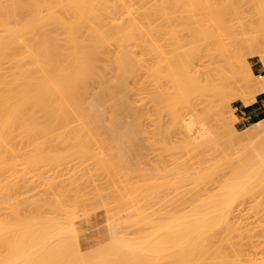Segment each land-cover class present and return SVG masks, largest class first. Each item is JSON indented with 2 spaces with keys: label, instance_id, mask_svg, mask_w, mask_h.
Returning a JSON list of instances; mask_svg holds the SVG:
<instances>
[{
  "label": "bare ground",
  "instance_id": "bare-ground-1",
  "mask_svg": "<svg viewBox=\"0 0 264 264\" xmlns=\"http://www.w3.org/2000/svg\"><path fill=\"white\" fill-rule=\"evenodd\" d=\"M248 10L256 11L257 13H259V15H257V16H252V15L244 16V15H242L244 12H246ZM263 13H264V0H0V64L4 61L7 62V60H11L9 67L12 68V71H10V73H8V72L7 73H0V183L3 180L2 174L5 171V168L10 164L7 162L8 160H7L6 154L8 153V151H11V153L16 155L19 153V151L21 150V146H22V145H20V147H18V146L14 147L11 145V143H10L11 141H9V143H10V145H9V143H8L9 139L12 141H13L12 138L15 139L17 137L19 140H20V138H23V137L24 138L28 137V139L31 138L30 140H37L41 137L42 138L44 137L43 139H46V138L52 139V137L57 139L58 136L61 138V140L62 139H68L70 136L68 134H67L68 136H66L65 134L68 133L67 131H69V130L71 132L72 127L74 126L76 129L73 128V129H75V131L72 130V131H74L72 133L74 135H76V134L80 135V133L82 132L83 133V137H82L83 141H87V139H84L87 136L89 137L90 140H92V138L95 140V139H98L99 137L101 139H104L102 136V133H105V132L106 133L109 132L108 134H110V135H108L109 136L108 138H112L115 141H116V139H119V138H121V140H122L123 137H125L124 139L127 138V140H129L128 138L131 137L130 132H132L133 135L136 134L134 129H133V126H131L132 123H134L138 120V119H134V118L141 116L138 114H137V116L135 115V117L133 116L136 112V111L134 112V109H135L134 106H136L137 104H136V102L133 103L134 100L132 99V98H135L134 95L132 97V94H134L133 93V91H135L134 88L137 87L136 82L140 80V82H138L141 84L140 86L142 88V89L140 88L141 89L140 92L142 90H144V91L146 90V92L149 93L150 95L153 92V94L151 96H153L155 98V101L153 102L154 106L152 105L154 108H151L150 105L152 103L150 104V102H152L154 100L153 97H151L149 94H147L144 91H143L144 93L141 92V93H143L142 97H144L145 94L149 95V96L146 95L145 98L149 99L151 97L149 99L150 102L148 100L144 99V100L149 102L148 104L150 106V107L148 106V109L144 108V109H146L145 111L143 110V112H145V113H146V111L148 112L145 115V118H148V117L150 118V116H151L152 117V118H150V121H151V119L153 120V117L155 116L154 117L155 121L153 120L152 122H154V125H155V123H158L155 126H156V128H157V126H159L158 127V130L160 129L159 130V136H161L160 134L162 132V135L166 137V140H164V137L163 138L161 137L163 142L165 141L164 144H168L170 146V144H169V142H167V140L170 141V140L176 139V137H174V136H177L180 134L179 137L177 136L178 141L176 140L177 141L176 142L174 140V143L175 142L177 143V144L175 143L176 149L173 147L174 152L176 150H178L177 152L181 153L180 159H183L185 157L183 160H181L182 161L181 165H183V166L180 168L182 170H179V171H181L180 173H182V175L185 179L189 176L191 180L193 179V182L196 181V182H200V183L203 182V183H207V184L210 183L211 181H213L215 183L216 181H214L215 180L214 177L215 178L217 177L218 182H219V186H220L219 188L221 189V190L218 189L216 192H214L215 194L211 193L210 192L211 188L213 189V191L215 190L213 188L214 183L212 184V182H211V185H212L211 188L209 187L210 184H209V186L207 185L208 188L206 187L205 193L200 192L199 195L196 194L198 196L195 197L196 200L195 199L193 200L194 203L192 201L191 202L187 201L188 203H192V204L189 205L187 203L189 206L188 205H187L188 207L183 206L182 209L179 210L180 212L179 211L176 212V213H178L177 215L174 214L175 216L174 215L170 216V215H172V214H170L169 218H164L166 221V223L164 222V225L162 227L163 232H164V234H163L164 236L163 237L161 236V238H164V239H163L162 243L159 240L160 243L162 244L161 245L162 250L159 249V244L154 243V240L152 241V239H151L157 233H154V235L152 234V237H149L151 239V241L145 242L146 244L142 243V244H144V246L141 244L140 240H138L139 241L138 242L136 239V242L138 244L140 243L143 246L142 249L144 250L143 251L144 254L146 252V253L150 254V256H153V255L159 256L158 254L162 253L163 257H165V261L167 264H264V257H263L264 256V225L260 224V223L264 222V220H263L264 218L262 219L263 221H261V219H258L259 217L258 218L256 217L257 213H254L255 218H257V219H252V220L248 221V218H246L245 215L242 216L243 215L242 212L244 210L239 209L241 207L243 209L245 206H247L248 209L250 207V203L248 202L249 205H247L248 203L245 204L246 202L244 203V201H243V206L239 207L240 203L242 205L243 199H241V197L242 198L244 197V199H245V196L248 195L247 197L249 198V196L253 195L252 193L255 192L256 188L259 189V188L263 187V189H264V153H263L264 145L259 146L260 148L258 146H255V147L251 146L254 149V152H252L249 156L247 155L248 157L242 156L243 157V159H241L242 163L239 164V166L237 168H235L236 166L235 167L232 166L234 168V171H232L234 173L233 177L231 178L232 180H230L229 178L227 179L224 172H222V174H220V175H222V177H220L221 180L219 179L220 175L216 174L220 168L224 169V167L226 166L225 165V159L226 158L224 159V157L225 156L228 157V155L224 154L225 156L223 157L222 161L219 160V162H218L219 164H221V166H224V167H220V165L218 163L217 164L215 163L214 165H212L215 168L218 167V170L214 169V167H210V168L208 167L209 166L208 164H210L214 161V158H215L214 156H213V161H211V160L209 161L208 159H206L205 156H201L202 154H206V152H205L206 150L208 152V149L209 150L211 149L208 146V144H211V143H208V142L211 141L212 146H213L214 145L213 143L217 142V139H215V138H220L222 135L221 133L224 132L222 125L220 126V124H218L217 120H216L215 122H216L217 126H216L215 130H217V128L220 126V127H222L223 132L221 130H219L220 129L219 128L218 131L221 132L220 137L218 136L219 132H217L218 135L216 134L218 137L211 135L213 133L215 135V132H211L213 130L212 129L213 127H211V126H214V125H211L212 124L211 122H213L215 120L214 119L213 121H211L212 117H213V115H215V117H216V115H218V113L220 111V110L219 111L217 110L218 111V112L216 111L217 114H213V111H215V109L217 108L216 106L219 107L218 104H215V101L217 98H214V97H216V95L218 97V95H219L218 99H219V102L221 105L222 104L227 105L228 103H230V98L228 99V97H230L229 95L233 94V93L228 92V90H227V89H230V88H227L228 86L230 87L229 83L231 82L229 76L231 75V72H233V73L236 72V73L240 74L242 77H243V75L245 76V74L242 73L243 71H241V68L243 67V64H244L243 60L245 58H247V56H249L247 54L251 53V52L247 53L246 49H247V47H249L251 49L252 48L250 46L251 44L252 45L253 44H259L258 41L253 42V37H248V36L244 35L245 33L242 30L244 18L247 17L249 20H253L256 23V26L258 27V29H262V28H264V14ZM230 26H233L234 29H237L238 31L234 30L231 32V30H229L227 33H224L223 31L230 29ZM224 35H226V36H224ZM227 36L230 40L233 39L235 41V43H237L238 45H236L234 47L233 46L230 47L229 43H227L229 45V46L227 45L228 48L225 45H224L225 47L222 46L221 42L223 40L227 41V39H224ZM162 39H164V40L162 41ZM258 39L261 42H264V34H261V36ZM229 42H231V41H229ZM112 43L115 44V46H116V48L114 50L112 47L113 51L110 49V45ZM224 43H226V42H224ZM248 44H249V46H247ZM165 45L168 46V49H165L166 48ZM215 58L217 59V62L215 61L216 60ZM220 61H223L224 63L229 65V67H227V69L230 68V70H232L230 72V74L227 72V69H224L227 73L223 69H218V67H220L219 66L220 64L216 65L215 62L219 63ZM236 63L239 64L238 70H237V66H236L237 64ZM226 64H225V68H226ZM233 65L236 66V69L234 67L235 71L232 68ZM222 66H223V64H222ZM239 66H240V68H239ZM262 66L264 67V65H262ZM8 70H10V69H8ZM258 70L259 69L253 70L255 73L258 74L257 77H259V75L260 76L262 75V73L258 72ZM216 71H217V73H215ZM143 74L145 75V77H143L144 76ZM233 76L234 75H232V77ZM236 77H239V75H236ZM216 78H217V80H216ZM228 78H229L230 82L228 81ZM134 81H135V83L133 85L132 82H134ZM216 81H218V82L216 83ZM233 81L234 80H232V82ZM257 83L260 84V86L262 85V83L264 84V77L263 78L260 77L258 79V81L256 82V84ZM150 84L152 85L151 90H149L151 87ZM149 85H150V87H149ZM140 86L138 84V87H140ZM258 89H260V88L258 87ZM261 89H263V88H261ZM216 91H217V93H216ZM229 91H231V89ZM260 91L261 90H259V92ZM215 93H216V95H215ZM227 93H230V94L228 95ZM240 94H239V96H241V97L244 95L243 93L241 95ZM142 97H140V98H142ZM136 98H137V96H136ZM244 98H245V96H244ZM218 99H217L216 103H218ZM140 100L144 101L143 98ZM138 101H137V103H138ZM142 101L141 102L139 101V103H138L139 106H140V103L142 105ZM146 101L144 103H146ZM198 104H200L199 105L200 107L197 106ZM145 105L146 104H144V106ZM213 107H216V108H214V110H213ZM142 108H143V106H142ZM149 109L150 110L154 109L155 113H154V111H152L153 113H151V111ZM149 111H150V113H149ZM133 112H134V114H133ZM139 112L140 111H137L136 113H139ZM152 114H154V116H152ZM146 116H148V117H146ZM140 118H144V116L143 117L141 116ZM144 120L141 123H144L145 122ZM139 121H142V120L139 119ZM73 122H76L75 124H77V125H81V124H84V125L89 124V125L88 126L82 125L84 127H82V128L80 127L78 129L77 127H79V126L76 127ZM77 122L80 124H78ZM105 122H107V124L111 123L112 125L107 127V124ZM226 122L224 123V125L226 124ZM69 123L70 124L72 123L74 125L71 124L72 126L69 128V126H70V125H68ZM97 123L98 124L101 123L100 124L101 126H102V123H103V126H104V124H106V127L104 128L102 126V128H104V129H100L101 126L98 127ZM122 123H124V124L129 123V125L132 127V129L127 124H125V126H121L120 124H122ZM92 124H94V125H92ZM227 124L229 125L228 122H227ZM58 125H60V126L62 125L63 127H65V125H67V127L65 129H63L66 133H61V132H63V130L60 127L61 131H59L58 132L59 134H58L56 132L57 130H59ZM93 126L95 128L98 127L99 129L98 128L95 129V128H93ZM139 127H141V126H139ZM148 127H150V126H148ZM141 128H139L140 130L137 129V131L138 132L141 131L143 129V128L142 129ZM156 128H155V130H156ZM226 128L227 127L224 126V129H226ZM147 129H149V128H147ZM144 130H146V129H144ZM158 130H156V131H158ZM75 132H77V133L75 134ZM98 132H99V135H98L99 137L97 138L95 136ZM143 132L146 133L145 131H143ZM100 133H101V135H100ZM60 134H62V135H60ZM73 134H72V137H70L69 139H74L77 141V143H75L76 144L75 146H74V144L72 145V148L74 146V148H73L75 151L74 153H76L77 155L79 153L80 154L89 153L90 151H89V148L87 146L88 144L87 145L85 143L79 144L80 143V137H78L79 135L78 136L76 135L77 137H74ZM105 134H103V135H105ZM227 134H229V132ZM227 134H223V135L225 136ZM55 135H56V137H55ZM85 135H87V136H85ZM106 135H105V137L107 138ZM48 136H50V137H48ZM91 136H92V138H91ZM136 136H137V134L135 135V137ZM144 136H146V135H144ZM152 136H156V135H152ZM157 136H158V134H157ZM205 136H207V137H205ZM228 136L229 135H227V137ZM66 137H68V138H66ZM135 137H133V138H135ZM60 138H58L59 141H60ZM139 138H140V136H139ZM18 139H16V140L18 141ZM220 139H223V138H220ZM30 140H29V143H30ZM207 140H208V142H206ZM225 140H226V138H225ZM26 141H28V140L26 139ZM115 141H113V142H115ZM213 141H215V142H213ZM102 142H103L102 143L103 146H105V148H106L107 142L104 143V140ZM118 142H120V140ZM118 142L117 143L115 142V144H112V145L114 147L116 146L117 149L120 148L119 151H121L123 153L124 150H122L121 148H123V147L125 148L127 146V144L123 143L122 141H121L122 143L121 142L118 143ZM26 143H28V142H26ZM78 144H79V147L77 146ZM145 144H146V142H145ZM164 144H162V145H164ZM204 144H206V145L204 146ZM215 144H216V146L218 145L217 143H215ZM122 145H124V146H122ZM146 145H148V144H146ZM149 146H150V144H149ZM33 148L35 150L34 156L29 157L30 159H27L26 162L23 161V162H25V164L27 163L29 166H32V170L34 169L33 168L34 164L35 163L37 164V162L39 163L43 159L42 158L43 154L44 155L47 154V153L45 154V152H46L45 148L46 147L44 146V144L41 145L39 143H37V144L35 143ZM56 148H54L52 150L54 151ZM261 148L263 151L261 150ZM58 150H59V148H57L55 151H58ZM219 150H220V147H219ZM223 150H225V149H223ZM23 151H25V149ZM259 151H262V152H260L261 154L259 153ZM60 152H61V149H60ZM70 152L68 151V154ZM116 152L118 153V151H116ZM125 152H127V151H125ZM211 152H213V151H211ZM64 153L66 155L67 151H65ZM122 153H121V155H122ZM171 153H173V152H171ZM223 153H225V152L223 151ZM20 154L24 155L23 153H19L18 155H20ZM35 154H36V156H35ZM91 154H93V153H91ZM119 154H120V152H119ZM136 154H137V152H136ZM179 154H176L173 156L176 157ZM32 155H33V153H32ZM54 155H56V154H54ZM54 155L52 157H54ZM59 155H61V153H59ZM210 155H212V154H210ZM39 156H41L42 159H40ZM182 156H184V157L182 158ZM206 156H207V154H206ZM56 157L60 159V156L58 157V152H57ZM61 157H63V155ZM97 158H96L97 160H100L99 156ZM145 158H147V157H145ZM167 158H169V157H167ZM189 158H191V160H192V158L197 159L199 162L198 163L197 161H195V163L197 162L198 165H196V167L194 168L195 171L192 170V174L194 173V175L189 174L191 172V170H189L190 172H188V169L189 168L192 169L195 165V163L193 162L194 165L192 164L193 167L191 166V162L193 160L189 164V160H190ZM202 158H205L206 159L205 161L208 160V163L205 162V163H207L208 166L204 165L205 163H203V167H202V165L200 166L201 162L204 161ZM93 159H95V158L93 157ZM174 159L175 158H173V160ZM176 159H178L177 160L178 162L180 161L179 158H176ZM14 160H15V158H14ZM55 160H58V159H55ZM119 160H120V158H119ZM43 161L45 162V160H42V162ZM12 162H14V161H12ZM23 162L21 161V164ZM44 162H43V164H44ZM101 162H102V160H101ZM103 162H104V159H103ZM103 162L101 164H102V166H104V169H106L105 168L106 165H104ZM227 162L230 163V159ZM92 163H93V161H92ZM119 163L117 165H119ZM127 163H129V162H127ZM127 163H126V165H127ZM222 163H224V165ZM229 163H227V164L230 167L231 165ZM45 164H46V162H45ZM114 164H116V163H114ZM121 164L122 163H120V165ZM177 164H180V163H177ZM89 165H90V163L88 164V166ZM96 165H97V163H96ZM185 165H187V168L185 167ZM216 165H217V167H216ZM70 166H72V165H70ZM102 166H100V169ZM111 166H113V165H111ZM122 166H123V164H122ZM130 166H131V163H130ZM163 167H165V166H163ZM232 167H231V169H232ZM22 168H24V167H22ZM176 168H177V166H176ZM29 169H31V168H29ZM163 169H165V168H163ZM108 170L109 169H106L105 172H108ZM154 170H155V168H154ZM170 171H172V169ZM7 172H8V169H7ZM115 172H116V170H115ZM23 173H22V175H24ZM154 173H156V172H154ZM158 173H160V172H157V174ZM214 174H215V176H214ZM103 175H104V173H103ZM108 175H110V174L108 173ZM141 175H142V173H141ZM164 176H165V174H164ZM224 176L226 178L225 180H224ZM16 177H15V179H16ZM183 177H181V178H183ZM34 178H33V180H34ZM112 178H111V180H112ZM222 178L224 181L222 180ZM13 179H14V177H13ZM105 179H107V178H105ZM166 179H168V178H166ZM23 181H22V183H23ZM86 181H88V180H86ZM220 181L221 182L223 181V182L221 183ZM98 182H100V181H98ZM15 183H16V181H15ZM172 183H173V181H172ZM2 184H3V182H2ZM7 184H9V183H7ZM145 185L147 186V184H145ZM3 186L4 185H2V187ZM18 186L16 185V187H18ZM30 186L28 185V187H30ZM4 187L2 188L3 190L5 189ZM8 187H7V189H8ZM16 187H14V188H16ZM202 187H204V186H202ZM52 188H54V186ZM59 188H61V187H59ZM97 188H99V187H97ZM199 188L200 187H198V189ZM26 189L27 188L25 187V190ZM33 189L34 188H32V190ZM94 189H95V187H94ZM109 189H111V188L109 187ZM202 189L204 190L205 188H202ZM8 190L10 191V193H12V191H13V190L11 191V188ZM170 190H172V189H170ZM0 191H1V189H0ZM4 191L6 192V190H4ZM29 191L30 190H28L26 192H29ZM108 191H110V190H108ZM218 191H219V193L216 194ZM5 192H3V194H5ZM10 193H8V194H10ZM203 193L208 194L207 196L205 195L207 198L205 196L201 195L202 197H205L206 199H202V198L199 199L201 197L200 194H203ZM248 193H251V195ZM3 194H1V195H3ZM17 194L19 195V193H17ZM147 194H149V193H147ZM182 194H184V193H182ZM18 195H17V197H18ZM3 196H5V195H3ZM8 196H10V195H8ZM24 196H26V195L24 194ZM182 196H184V195H182ZM255 196H257V195H255ZM261 196H262V193H261ZM7 197H5V198H7ZM20 197H23V196H20ZM28 197H30V196H28ZM28 197L27 196H26V198L23 197L22 201L24 199L27 200ZM75 197H76V195H75ZM10 198H12V197L10 196ZM35 198H36V196H35ZM42 198L44 201V196ZM81 198H82V196H81ZM251 198H252V196H251ZM1 199H0V201H2V202H0V204L1 203L4 204V201H5L4 197L2 200ZM141 199H142V197H141ZM239 199H241V201ZM40 200L42 201L41 197L38 198V200L36 199L34 201H37L38 202L37 204H39ZM106 200H108V199H106ZM176 200H175V202H176ZM6 201H7V199H6ZM46 201H48V200H46ZM250 201L252 202V200H250ZM49 202H46L47 203L46 206H48L50 204ZM92 202H94V201H92ZM12 203L10 204L11 207H13V208L15 207V209L17 210L16 206H13ZM28 203H27V205H28ZM30 204L32 205V203H30ZM51 204H52V201H51ZM179 204H180V202H179ZM244 204H245V206H244ZM262 204L263 203L261 201L260 205H258V206L260 208V211L263 213L264 210H261ZM79 205H80V203H79ZM135 205H136V203H135ZM50 206L52 207V205H50ZM99 206L100 205H98L97 208ZM253 206H255V205H253ZM253 206L250 208L252 209ZM35 207L38 209L37 206H35ZM40 207L43 208L42 206H40ZM255 207L253 209H256ZM259 208H257V209H259ZM6 209H8V208L6 207ZM32 209L33 208L30 209L29 213H32L31 212ZM54 209L55 208H53V210ZM112 209H114V208H112ZM176 209L177 208H175V211H176ZM244 209L246 211V208H244ZM262 209H264V205H263ZM33 210H35V209H33ZM47 210H46V212H47ZM53 210H51V211H53ZM236 210L238 213L237 212L235 213ZM240 210H241L242 214L240 213ZM12 211H13V209L11 210V212ZM27 211H28V209H27ZM27 211H25L24 214H26ZM36 211L37 210H35V212ZM55 211H56V209H55ZM111 211H109V212H111ZM19 212H21V210ZM56 212H58L57 214H59L58 210ZM107 212H108V210H107ZM2 213L5 214V212H2ZM41 213H43V212H41ZM44 213H45V211H44ZM173 213H175V212H173ZM245 213H247V212H245ZM17 214L13 215V213H12L11 217L14 216L13 218L20 220V219H18V217H16V216H18ZM24 214H23V216H21L22 214H20L19 216L27 218L28 215H24ZM33 214L35 215V213H33ZM47 214H50V213H47ZM246 215L249 216V212ZM250 215H251V212H250ZM251 216H253V215H251ZM5 217H7V216H5ZM8 217L10 218V216H8ZM64 217H66V216H64ZM108 217L110 218V216H108ZM161 217L163 219V215H161ZM253 217H250V218H253ZM13 218H10L9 220L12 219L15 222V219H13ZM28 218H27V220L30 221V222L29 221L28 222L33 223L34 225L29 224L30 225L29 227L27 225L26 226V227H28L27 228L28 230H26L27 232L25 230H23L26 227H24V225H21L23 233L22 232L18 233V235L21 234L19 236L17 234H15L18 231H21V229H20L21 226H19V228L17 227V225H19V223L17 225L15 223V225H13L14 224V223H12L13 221L12 222L10 221L11 222V226H10V222L6 221V219H5V221L9 223L8 225L4 224L5 222L4 223L2 222L3 219L1 220L0 224L3 223L4 226L3 225H0V226L6 227V228H4V232L1 231V234L5 233V231L7 232V230L11 234L10 235L9 233H6V234H8V237L6 236L7 239L5 238V240H7L5 242L6 243L5 246L7 247V249L9 247V249H8L9 251L12 249L13 252H17V251L20 252V250L24 251V249L28 248V247L29 248H32V247L35 248V246L37 247V244H38V248H40V246L45 247V245H43V244H46L47 248L48 247L50 248L51 246H53L51 243H49V244H51V246L49 244H47V242L45 243V241L47 239L46 240L44 239L45 241L44 240L38 241L39 239L40 240L43 239L42 237L40 238L41 231L46 230V229H43L40 231L38 229L40 227V226H38V224H40V222H39L40 218H39V221H38V219L33 221L32 219H34L35 217L32 219L30 217H28ZM49 218H50V216H49ZM52 218H54V217H52ZM153 219H155V218H153ZM7 220H8V218H7ZM27 220H25L24 222H27ZM50 220H51V218H50ZM155 220H157V219H155ZM158 220L160 221V219H158ZM46 221H48V220H46ZM56 221H58V220H56ZM162 221H164V220H162ZM251 221L252 222L258 221L259 223L258 222L251 223ZM67 222H68V220H67ZM55 223L56 222H54V224ZM68 223H69V225L66 227V229H65V227L63 229H65L67 231L69 230V232L66 233V231H64V230H60V229L59 230L63 233H66V234H68V233L74 234L75 233L74 224L72 222H70V219H69ZM126 223H128V222H126ZM135 223L136 222H134V224ZM247 223L250 224L251 226L248 225ZM255 223H257V225L258 224H260V225L257 226ZM25 224H28V223H25ZM140 224H142V222ZM253 224H255V226ZM61 225L64 226L63 223ZM43 226L41 224V227H43ZM118 226L116 225V227H118ZM253 226H254V228H253ZM36 227H37V229H36ZM149 227H150V225H149ZM13 228L20 229V230H16ZM32 228H34L35 231ZM114 228H111V229L113 230ZM156 228L157 227H155V229ZM255 228L257 229L258 232L256 231ZM47 229H48V227H47ZM50 229L53 230V228H50ZM57 229H55V230H57ZM152 229L154 230L153 227H152ZM251 229L252 230L254 229L253 233H251V231H252ZM2 230H3V228H2ZM10 230H12V231H10ZM31 230H33V231L31 232ZM37 230H39L40 233ZM59 230H57V231H59ZM158 230L160 232L162 229L159 228ZM53 232H51V233H53ZM156 232H158V231H156ZM27 233L30 236L27 235ZM114 233H113V235H115ZM257 233H258V235H257ZM22 234L27 235V236H25V238H24V236ZM31 234H32V236H31ZM43 234H46V232L45 233L43 232L41 235H43ZM150 234H151V232H150ZM12 235H14L15 237ZM48 235H51V234L48 233ZM59 235H61V233H58V236ZM63 235L64 234H62V236ZM75 235L74 236L72 235V237L73 238L77 237ZM11 236L14 239L11 238ZM28 236H29V240L30 239L36 240V238H38L36 240V242L34 241L33 243H32L33 240H30L32 243V247H31V243H29L30 241L28 240ZM54 236H57V235L54 234ZM253 236H255V237H253ZM51 237L52 238H50V239H54L53 236H51ZM123 237L124 236L115 237V238H120V239H118V241H115V238H114L113 241H115V243L119 242L120 246H122L123 249H125V250H127V248H128L129 250L131 249L130 251L139 252L138 251V248H139L140 252L142 251V249H140V247H142L140 244H139V246H140L139 247L138 244L136 245L135 242H134L135 244H133V243L129 244V243H131V242H129V240H127L128 244L124 243V241L120 242ZM15 238H16V240H19V239L20 240L16 241ZM21 238L23 239V241ZM149 238H148V240H150ZM11 239L13 241H11ZM63 239H64L63 240L64 242L67 239L65 243L63 242V244H64L63 246L68 247V249L72 248L73 251L75 250L76 253L80 250L79 246H78V242L76 244L77 245L76 249H78V250H76L75 244L70 245V242L68 241L69 237H66ZM2 240H0V241L2 242ZM8 240H9V242H8ZM61 241H59V243ZM110 241L108 243H112V241L111 242ZM141 241H145V239H143V240L141 239ZM146 241H147V238H146ZM156 241H158V240H156ZM16 242H18V243H16ZM49 242H53V240H50ZM74 242L76 243L75 240H74ZM74 242L72 241V243H74ZM10 243H12V244H10ZM13 243H15L16 245L19 244L18 245L19 247L16 246L15 244L13 245ZM26 243L27 244L29 243L27 247H26V245H27ZM40 243H42V245H40ZM57 243H58V241H57ZM53 244H54V242H53ZM68 244H69V246H68ZM0 245H1V243H0ZM12 245H13V247L10 249V247ZM14 246L16 247V249ZM70 246H71V248H70ZM104 246L109 249V250H107L105 248L107 251L111 252L110 251V245L109 246L104 245ZM53 248H54V246H53ZM60 248H62V247H60ZM35 249H37V248H35ZM45 249L46 248H43V250H45ZM50 249H52V248H50ZM65 249H67V248H65ZM68 249L66 251H68ZM101 249L106 251L104 248H101ZM12 250H11V252H12ZM49 250H47V251L50 252L53 249L50 251ZM4 251H6V250H4ZM26 251L28 252V250H26ZM26 251L24 253H26ZM32 251H34L36 254L39 253L37 250H36L37 252L35 250H32ZM32 251H31V253H32ZM104 251L102 252L103 254L108 253L107 251H106V253H104ZM113 251H115V248L113 249ZM95 252L96 251H94L93 253L91 252L90 256H92V258H94L92 254H94ZM137 252H135V253L137 254ZM47 253L45 252V254H47ZM89 253L87 256H89ZM13 254L16 255V253H13ZM13 254L11 253L10 255H13ZM72 254H74V252ZM97 254H99V253L96 252L94 254L95 255L94 259H97L98 257L101 256V254H99L100 256H98ZM4 255H6V254H4ZM10 255H7V256H9L7 258L8 260L11 257ZM19 255H17V256H19ZM31 255H29L28 257H31ZM33 255H35V254H33ZM42 255H44V254H42ZM47 255H48V257H50L49 254H47ZM87 256L81 255V253H78L77 259H80V260H78V261H80L79 263L82 264L83 262L84 263L88 262L91 264L93 259L88 257L89 259L92 260V261L91 260L88 261L89 259H87ZM107 256H109V255H107ZM140 256H142V254ZM22 257H24V255ZM45 257L47 258V256H45ZM45 257L41 258V260L44 259ZM54 257H55V255H54ZM64 257L65 256H63V258ZM119 257L121 258V256H119ZM125 257L126 256H124L123 258L125 259V263H126V261H128L129 258H125ZM155 257L153 259L151 258L150 261L153 262L152 260H155V262H156ZM161 257H160V260H161ZM19 258L20 257L15 258L13 255V259H15V260L17 259V260L16 261L14 260L15 262H12V263L15 264ZM50 258H53V256ZM81 258H85V259H87V261L82 262L83 259H81ZM101 258H103V257H101ZM138 258H140V257H138ZM144 258H146V257H144ZM11 259H12V257H11ZM130 259H131V257H130ZM147 259H144V260L147 261ZM8 260H6V262ZM48 260L51 262L53 259L52 260L48 259ZM65 260H68V258ZM73 260H76V259L73 258ZM98 261L99 260H97L96 262H98ZM100 261H99V263H100ZM117 261L120 262V259H118ZM117 261H116V264H119V263H117ZM122 261H124V260L122 259ZM122 261L120 262V264L124 263ZM26 262L28 263V260ZM38 262H40V259ZM38 262H36L35 264H37ZM94 262H95V260H94ZM112 262H113V259H112ZM137 262H138V260L136 261V263ZM148 262H149V260H148ZM7 263L10 264L11 260H9ZM46 263H49V262L47 261ZM114 263H115V258H114ZM136 263H133V264H136ZM16 264H19V263L17 262ZM41 264H44L43 260H42ZM72 264H74V263H72ZM105 264H107V263L105 262ZM137 264H139V263H137ZM161 264H163V263L161 262Z\"/></svg>",
  "mask_w": 264,
  "mask_h": 264
},
{
  "label": "rangeland",
  "instance_id": "rangeland-1",
  "mask_svg": "<svg viewBox=\"0 0 264 264\" xmlns=\"http://www.w3.org/2000/svg\"><path fill=\"white\" fill-rule=\"evenodd\" d=\"M264 14V13H263ZM242 15H244V16H247V15H252V16H257V15H259V13H257L256 11H251V10H248V11H246V12H244ZM229 30H231V32L232 31H238L237 29H234V27L233 26H230V29H227V30H224L223 32L224 33H227ZM242 30L244 31V35H246V36H248V37H253V42H255V41H258V43L259 44H251L250 46L252 47L251 49L249 48V47H247V49H246V52L247 53H249V52H251V53H249V54H247V55H249V56H247V58H245L243 61H244V64H243V67L241 68V71H243L242 73H244L245 74V76L243 75V77L240 75V74H238V73H233V72H231L232 70H230V68H228L227 69V67H229V65L228 64H226V63H224L223 61H220L219 63H216L217 62V59L215 60L216 62H215V64L217 65V64H220L219 66L221 67H218V69H227V72L230 74V72H231V77L229 76V78H230V80H231V82L229 81V78H228V81L230 82L229 83V85H230V87L228 86L227 88H230L231 89V91H229L230 89H227L228 90V92H232L233 94H230V93H227L230 97H228V99L230 98V103H228L227 105H225V104H220V102H219V95H218V97H217V95H216V93H217V91H216V93H215V95H216V97H214V98H217L218 99V103H216L217 102V99H216V101H215V104H218L219 105V107L218 106H216V107H213V110H214V108H216L215 109V111H213V114H217V112L219 111V113H218V115H216V117H215V115H213V117H212V120L211 121H213L214 119V121L213 122H211L212 124L211 125H214V126H211V127H213L211 130V132H215V135H214V133L213 134H211V135H213V136H216V137H220V135H221V137L220 138H223V139H220V138H215V139H217V142H215V141H213V142H215V143H217L218 145L216 146V144L215 143H213L214 145V147L212 146V142L210 141V142H208V140L206 141V142H208V143H211V144H208V146L211 148L210 150L208 149V152H207V150L205 151L206 152V154H207V156H206V154H202L201 156H205L206 157V159H208L209 161L211 160V161H213V156L215 157L214 158V163L212 162V163H210V164H208L207 165V163H208V160L207 161H205L206 159L205 158H202L204 161H202L201 162V164H200V166L202 165V167H203V163H205V162H207V163H205L204 165H206V166H208L209 168L210 167H214V166H212V165H214L215 163L217 164L218 162H219V160L220 161H222V159H223V157L225 156L224 154H226V155H228V157H224V159H225V167L224 166H221V164H219L220 165V167H224V169L223 168H220L219 170H218V167H217V165H216V167L217 168H215L214 167V169H217L218 170V172L216 173V174H218V175H220V174H222V172H224V174H225V176H226V178L228 179H230V180H232L231 178L233 177V172L232 171H234V168L233 167H235V168H237L238 166H239V164H241L242 163V160L241 159H243V157L242 156H245V157H248L252 152H254V149L251 147V146H253V147H255V146H263L264 145V112L263 111H261L260 110V108H259V104H258V101H257V99H256V96H262V95H264V84L262 83V85L260 86V84H256V82L258 81V79L261 77V78H263L264 77V67L262 66V65H264V42H261L258 38L261 36V34H264V28H262V29H258V27L256 26V23L253 21V20H249L247 17H245L244 18V21H243V28H242ZM226 31V32H225ZM224 36H226V35H224ZM230 37V36H229ZM224 39H227V41L226 40H223L222 42L224 43V42H226V43H222L221 42V45L222 46H226L227 48H228V46L230 45V47L231 46H236V45H238L237 43H235V41L233 40V39H229L228 38V36L226 37V38H224ZM164 39H162V41H163ZM166 40V39H165ZM229 41H231V42H229ZM227 43H229V45L227 44ZM114 45V46H113ZM228 45V46H227ZM166 46V48L165 49H168V46L167 45H165ZM164 46V47H165ZM224 46V47H225ZM247 46H249V44L247 45ZM112 47H113V50L116 48V46H115V44H111L110 45V49L112 50ZM232 47V48H233ZM112 50V51H113ZM168 55V54H167ZM246 55V54H245ZM9 62V63H8ZM10 62H11V60H7V62L6 61H4V62H2L1 64H0V73H10V71H12V68L11 67H9L10 66ZM222 62V63H221ZM6 64V65H5ZM222 64H223V66H222ZM225 64H226V68H225ZM237 65V70H238V63H236ZM236 66H234L233 65V70L235 71V69H236ZM234 67H235V69H234ZM231 68V69H232ZM239 68H240V66H239ZM7 71H6V70ZM8 69H10V70H8ZM216 69V68H215ZM214 69V70H215ZM254 69H259L258 70V72H261L262 73V75L260 76L259 75V77H257L258 76V74L257 73H255L253 70ZM217 70V69H216ZM4 71V72H3ZM218 71V70H217ZM217 71L215 72V73H217ZM225 71V70H224ZM226 72V71H225ZM226 72V73H227ZM144 75V74H143ZM232 75H234L233 77L235 78H233L232 77ZM236 75H239V77H236ZM216 76V75H215ZM143 77H145V75L143 76ZM232 78V79H231ZM237 78V79H236ZM144 79V78H143ZM142 80V79H141ZM216 80H217V78H216ZM232 80H234L233 82H232ZM138 82H140V80L139 81H137L136 82V85H137V87H135L134 89H135V91H133V93L134 94H132V97H133V95L135 96V98H132L134 101H133V103L134 102H136V106L138 107H136V106H134V108L136 109H134V112L136 111H140L139 113H136L135 112V114H134V112H133V116L135 117V115L137 116V114L138 115H141L142 117L144 116V118H140L139 116V118L138 117H136V118H134V119H138L136 122H134V123H132V125L131 126H133V129H134V131H135V133L137 134V136L135 137V135L136 134H134L133 135V133L132 132H130V138H128L129 140H127V138L126 139H124L125 137H123V139L121 140V138H119V139H116V141L114 140V139H112V138H108L109 136L108 135H110V134H108L109 132H105V133H102V136H103V138L104 139H101L98 135H99V132L96 134V136L95 137H99L98 139H93L92 138V136H91V138H92V140H90L89 139V137L87 136V135H85V136H87L86 138H84V139H87V141H83L82 139V137H83V133L81 134L80 133V135L78 136L76 133L77 132H75V134L78 136V137H80V143L79 144H81V143H85L87 146H88V148H89V153H84V154H76V153H74L75 151H74V146L76 145L75 143H77V141L76 140H74V139H69L70 137H72V132H74L75 131V127L73 126L72 127V130H74V131H72L71 130V132H70V130L69 131H67L68 133H66L63 129H65L66 127H67V125H65V127H63L62 125L60 126V125H58V128H59V130H57L56 132L58 133L59 131H61L60 130V127H61V129L63 130V132H61V133H66L65 135L66 136H70L69 138L68 137H66V138H68V139H62L61 140V138L58 136L57 137V139L56 138H54V137H52V139L51 138H49V139H47L46 137V139H43L42 137L41 138H39V139H37V140H30V139H28V137H23V138H20V140L18 139V137L17 138H12L13 139V141L12 140H8V143H9V141H11L10 143H11V145L12 146H18V147H20V145H22L21 146V152L19 151V153H23L24 155H22V154H20V155H18V154H16V155H14L13 153H11V151H8V153L6 154V156H7V162L8 163H10L6 168L8 169V172H7V169L5 168V171L3 172V174H2V179L4 180H2L1 181V183H0V189H1V191H0V199L2 198L3 199V197H4V199H5V201H4V204L3 203H1L0 204V222H1V220H2V222L4 223V224H6V225H8L9 223L8 222H12L13 220L11 219V220H9L10 218H13L14 216H12L11 217V215H12V213H13V215H15V214H17L18 216H16V217H18V219H20V220H17V219H15V218H13V219H15V222L13 221L12 223H14L13 225H15V223H16V225L19 223V225H17V227L19 228V226H21V225H24V227H26L27 225H28V227L31 225V224H33V223H29L30 221L29 220H27V218L28 217H30L31 219L32 218H34V219H32L33 221H35L36 219H38V221H39V218H40V224H38V226H40L38 229L41 231V230H43V229H46L45 231L43 230V231H41V233L39 232V230H37L39 233H40V238L42 237L43 239L42 240H38V241H43L44 239L46 240H44L45 241V243L47 242V244H49V243H51L53 246H54V248H53V246H51V244H49L51 247L50 248H52V249H50L49 247V249L50 250H52V251H50L46 246V244H43V245H45V247H43V246H40V245H42V243H40V248H38V244H37V247L35 246V248H37V249H35L34 247H32V243L35 241L36 242V240L38 239V238H36V240H34V239H30V240H33L32 241V243H31V241L29 240V234L27 233V235H29L28 236V240L30 241H28L29 243H31V247L33 248H25L24 249V251H21L20 249V252H13V250L11 249L12 247H13V245L15 244V243H13V245L10 247V249L12 250V252H11V250L9 251L8 249H9V247H8V249H7V247L5 246L6 245V241L7 240H5V238H6V236L8 237V234H6V233H9V231L7 230V232L5 231V233H2L1 234V231L2 232H4V228H6V227H3L4 226V224L2 223V224H0V225H3V226H0V240H2V242L0 241V243H1V247H0V264L2 263V264H9V263H7L9 260H11V263L12 262H15L16 260L15 259H13V255H14V257L15 258H17V257H20L19 259H18V263L19 264H35L36 262H38L39 261V259H40V262H38L37 264H41V262H42V260H43V263L44 264H72V263H74V264H78L80 261H78V260H80V259H77V257H78V253H81V255H88V253H89V256H87V259H89L88 257H90V258H92V256H90V254H91V252L93 253L94 251H96V252H98L99 254H101V256L99 255V254H97L98 256H100V257H96L97 259H94L95 258V253L94 254H92L93 255V257L94 258H92L93 259V261L91 260V259H89L88 261H92L91 262V264L93 263V264H98L99 263V261H100V263L99 264H105V262L107 263V264H116V261L118 260V259H120V262L122 261V259L124 260V261H122V262H124V263H122V264H133V263H136V261L138 260V262L137 263H139V264H161V262L163 263V264H167L166 263V261H165V257H163V254L161 255V254H158L159 256H156V255H153V256H150V254H148V253H146L145 252V254H144V250L142 249L143 248V246H144V244H146L145 242H148V241H151V239H152V241L154 240V243H157V244H159V249L160 250H162V248H161V243L163 242V239L164 238H161V236L163 237L164 235V232H163V225H164V222L166 223V221H165V219L164 218H169L170 216H173L174 214H178V213H176L177 211H179V210H181L182 209V207L183 206H187L188 204L190 205V204H192V203H188V202H193V200L195 199V197L196 196H198L199 195V193L201 192H206V187H207V185L209 186V184H210V188H211V182H212V184L214 183L213 181H211L210 183H203V182H196V181H194L193 182V179L191 180L190 179V177L188 178H184L183 177V175H182V173H180L181 171H179V170H182V169H180L183 165H181V160H183L185 157V155L184 156H182V158L183 159H180L181 158V153L179 154L177 151L178 150H176L175 152L173 151L174 149H173V147L176 149V142L178 141V139H177V136L179 137V135H177V136H174V137H176V139H173V140H167V142H169V144H170V146L168 145V144H164L165 143V141L163 142V140L161 139V137L163 138L164 137V140H166V137L165 136H163L162 135V132H161V136H159V130H158V127L159 126H157V128H156V124H158V123H155V125H154V122H152L153 120L155 121V116H154V114H152V116H154L153 117V120L151 119V121H150V118H152L150 115V118L148 117V116H146V117H148V118H145V115L148 113L147 111H146V113L145 112H143V110L145 111L146 109H148V106H149V102H150V98L151 97H153V96H151L152 94H153V92H152V94L150 95L149 93H147L146 92V90L144 91V90H142L141 92H146L147 94H149L151 97L149 98V99H147V98H145L146 97V95L147 94H145V96L144 97H142V94L144 93H141L140 92V90L142 89L141 88V84L140 83H138ZM218 81H216V83H217ZM134 83H135V81L134 82H132V84L134 85ZM138 84H139V86L140 87H138ZM132 85V86H133ZM151 85V84H150ZM150 85H149V87H150ZM257 87V88H256ZM258 87L260 88V89H258ZM141 88V89H140ZM151 88H152V85H151V87H150V89L149 90H151ZM261 88H263V89H261ZM144 89V88H143ZM258 91H257V90ZM133 90V89H132ZM259 90H261L260 92H259ZM235 93V94H234ZM244 94L242 97L241 96H239V94ZM137 94V95H136ZM240 94V95H241ZM140 95V96H139ZM149 95H147V96H149ZM136 96H137V98H136ZM244 96H245V98H244ZM140 97H142L143 98V100L144 99H146V100H148V101H146V100H144V101H142V100H140V99H142V98H140ZM139 98V99H138ZM153 101L152 102H150V106H151V108H154L153 106H154V104H153V102L155 101V98L153 97ZM141 102L142 101V105H141V103H140V106L138 105V103H139V101ZM152 100V99H151ZM137 101H138V103H137ZM146 101V103H144ZM144 104H146L145 106H144ZM230 104V105H229ZM243 106V108H242V111H247V110H249L250 108H257V111H258V113H259V116H258V118L257 119H255L254 121H252L251 123H244V121H243V118H244V116L242 115V114H238L237 112V110L235 109V107L236 106H238L239 108L241 107V105ZM153 105V106H152ZM200 104H198L197 106L198 107H200L199 106ZM222 107H221V106ZM142 106H143V108H142ZM149 106V107H150ZM215 106V105H214ZM225 106V107H224ZM227 107V108H226ZM142 108V109H141ZM144 108H146V109H144ZM141 109V110H140ZM223 109V110H222ZM226 109V110H225ZM150 110V109H149ZM218 110V111H217ZM151 111V113H153L152 111H154V109H152V110H150ZM150 111H149V113H150ZM217 111V112H216ZM141 113V114H140ZM143 113V114H142ZM154 113H155V111H154ZM218 117V118H217ZM164 118V117H163ZM139 119L140 120H142V121H139ZM145 119V120H144ZM143 120L145 121L144 123H141V122H143ZM217 120V123L218 124H220V126L222 125V127H223V130H224V132H223V130H222V127H218L217 128V130H215L216 129V126H217V124H216V121ZM223 121V122H222ZM229 123V125L227 124V122ZM139 122V123H138ZM157 122V121H156ZM223 124H222V123ZM226 122V124L224 125V123ZM74 124L76 123V122H73ZM78 123V122H77ZM106 124H107V122H105ZM137 123V124H136ZM152 123V124H151ZM164 123V122H163ZM72 124V123H71ZM70 123L68 124V125H70L69 126V128L72 126V125H74V124H72L71 125ZM78 124H80V123H78ZM98 124V123H97ZM101 124V123H100ZM100 124H98V127H100L101 125ZM106 124H104V126H103V123H102V126L105 128L106 127ZM125 124H127V125H129V123H125ZM125 124L124 123H122V124H120L121 126H125ZM82 125H84V124H81V125H77V124H75V126L77 127V126H79V127H77L78 129L81 127H84V126H88V125H84V126H82ZM91 125V124H90ZM92 125H94V124H92ZM110 125H112L111 123H109V124H107V127L108 126H110ZM145 125V126H144ZM154 125V126H153ZM227 125V126H226ZM97 126V125H96ZM102 126H101V128L100 129H104V128H102ZM130 125H129V127L132 129V127H131ZM139 126H143L142 128L141 127H139ZM148 126H150V127H148ZM224 126L225 127H227L226 129H224ZM97 127V128H98ZM137 127V128H136ZM141 128L142 130L141 131H137V129H139V128ZM156 128V130H158V131H156L155 130V128ZM73 128H75V129H73ZM93 128H95L94 126H93ZM97 128H95V129H97ZM147 128H149V129H147ZM152 128V129H151ZM220 128V129H219ZM99 129V128H98ZM144 129H146V130H144ZM218 129L219 130H221L223 133H221L220 131H218ZM228 129V130H227ZM140 130V129H139ZM155 132H154V131ZM77 131V130H76ZM103 131V130H102ZM137 131V132H136ZM143 131H145L146 133H144ZM141 132V133H140ZM151 134H150V133ZM155 134H154V133ZM158 132V133H157ZM217 132H219V135L217 134ZM229 132V134H227ZM54 133V132H53ZM71 133V134H70ZM101 133H100V135H101ZM140 133V134H139ZM144 133V134H143ZM221 133V134H220ZM55 134V133H54ZM59 134V133H58ZM68 134V135H67ZM85 134V133H84ZM103 134H105L106 136H107V138L105 137V135H103ZM157 134H158V136H157ZM218 136H217V135ZM223 134H227V135H229L228 137H227V135H223ZM60 135H62V134H60ZM64 135V134H63ZM74 135V134H73ZM76 135H74V137H77ZM82 135V136H81ZM144 135H146V136H144ZM148 135V136H147ZM152 135H156V136H152ZM52 136V135H51ZM54 136V135H53ZM101 136V137H102ZM139 136H140V138H139ZM150 136V137H149ZM152 136V137H151ZM223 136V137H222ZM48 137H50V136H48ZM55 137H56V135H55ZM63 137V136H62ZM94 137V138H95ZM111 137V136H110ZM133 137H135V138H133ZM205 137H207V136H205ZM58 138H60V141L58 140ZM106 138V139H105ZM151 138V139H150ZM225 138H226V140H225ZM16 139H18V141L16 140ZM22 139V140H21ZM26 139L28 140V141H26ZM55 139V140H54ZM77 139V138H76ZM89 139V140H88ZM202 139V138H201ZM16 142H15V141ZM29 140H30V143H29ZM104 140V143L105 142H107V144H106V148H105V146H103V142L102 141ZM120 140V142L122 141L123 143H126L127 144V146L124 148H121L122 150H124V152L122 153L121 151H119V149L120 148H118L117 149V147L115 148L112 144H115V142L117 143L118 141ZM124 140V141H123ZM174 140L176 141L175 143H174ZM200 140V139H199ZM229 140V141H228ZM24 141V142H23ZM28 142V143H26V142ZM43 141V142H42ZM54 141V142H53ZM113 141H115V142H113ZM173 141V142H172ZM34 142V143H33ZM56 142V143H55ZM96 142V143H95ZM110 142V143H109ZM120 142H118V143H120ZM121 142V143H122ZM130 142V143H129ZM145 142H146V144H148V145H146L145 144ZM151 142V143H150ZM157 142V143H156ZM7 143V144H8ZM10 143H9V145H10ZM26 143V144H25ZM37 144V143H39V144H44V146L46 147L45 149V154L47 155H44L43 154V156H42V158H41V156H39L40 157V159H42V160H45V162H46V164H45V162H44V164H43V162H42V160L38 163L37 162V164L35 163L34 164V166H33V170H32V166H29L27 163V165L25 164V162L27 161V159H30L29 157H33L34 156V152H35V150H34V144ZM220 143V144H219ZM19 144V145H18ZM52 144V145H51ZM74 144V146H73V148H72V145ZM79 144L77 145L78 147H79ZM101 144V145H100ZM149 144H150V146H149ZM162 144H164V145H162ZM224 144V145H223ZM252 144V145H251ZM33 145V146H32ZM63 147H62V146ZM83 145V144H82ZM85 145V146H86ZM95 145V146H94ZM206 144H204V146H205ZM211 145V146H210ZM51 146V147H50ZM84 146V147H85ZM122 146H124V145H122ZM136 146V147H135ZM228 146V147H227ZM17 147V148H18ZM59 148V150L58 151H55L57 148ZM77 147V148H78ZM133 147V148H132ZM213 147V148H212ZM219 147H220V150H219ZM27 148V149H26ZM54 148H56L54 151L52 150V149H54ZM67 148V149H66ZM72 148V149H71ZM104 148V149H103ZM116 150H115V149ZM143 150H142V149ZM170 148V149H169ZM178 148V147H177ZM260 148V147H259ZM25 149V151H23V150ZM32 149V150H31ZM51 151H49V150ZM60 149H61V152H60ZM164 149V150H163ZM167 149V150H166ZM172 149V150H171ZM214 149V150H213ZM223 149H225V150H223ZM228 149V150H227ZM264 149V148H263ZM31 150V151H30ZM259 150V149H258ZM261 150H262V148H261ZM33 151V152H32ZM65 151H67V153H66V155H65ZM68 151L70 152L69 154H68ZM116 151H118V153L116 152ZM125 151H127V152H125ZM139 151V152H138ZM161 151V152H160ZM166 153H165V152ZM169 151V152H168ZM211 151H213V152H211ZM222 153H221V152ZM223 151L225 152V153H223ZM263 151V150H262ZM262 151H259V153L260 152H262ZM50 152V153H49ZM57 152H58V157L60 156V159L59 158H57L56 156H57ZM64 154H63V153ZM119 152H120V154H119ZM132 152V153H131ZM136 152H137V154H136ZM149 152V153H148ZM165 154H164V153ZM171 152H173V153H171ZM204 152V153H205ZM217 152V153H216ZM228 152V153H227ZM10 153V154H9ZM32 153H33V155H32ZM59 153H61V155H59ZM78 153V152H77ZM91 153H93V154H91ZM103 153V154H102ZM114 153V154H113ZM121 153H122V155H121ZM162 153V154H161ZM179 154L178 156H176V157H174L173 155H176V154ZM215 153V154H214ZM263 153H264V151H263ZM50 154V155H49ZM54 154H56V155H54ZM88 154V155H87ZM110 154V155H109ZM121 156H119V155ZM141 154V155H140ZM156 154V155H155ZM210 154H212V155H210ZM222 154V155H221ZM261 154V153H260ZM32 155V156H31ZM54 155V157H52ZM63 155V157H61ZM77 155V156H76ZM172 155V156H171ZM248 155V156H247ZM13 156V157H12ZM24 156V157H23ZM35 156H36V154H35ZM47 158H46V157ZM49 156V157H48ZM99 156V159L100 160H97L98 157ZM158 156V157H157ZM180 156V157H179ZM200 156V155H199ZM198 156V157H199ZM211 156V157H210ZM66 157V158H65ZM93 157L96 159H93ZM145 157H147V158H145ZM161 159H160V158ZM167 157H169V158H167ZM171 157V158H170ZM175 158L174 160H173V158ZM211 159H210V158ZM14 158H15V160H14ZM79 158V159H78ZM111 160H110V159ZM116 158V159H115ZM119 158H120V160H119ZM122 158V159H121ZM167 158V159H166ZM176 158H179V162L177 161L178 159H176ZM220 158V159H219ZM21 159V160H20ZM55 159H58V160H55ZM68 159V160H67ZM103 159H104V162H103ZM190 160H189V164H190V162H191V166L193 167V165H194V163H195V161H197L198 162V160L197 159H194V158H192V160H191V158H189ZM230 159V163L229 162H227L228 160ZM11 160V161H10ZM19 160V161H18ZM54 160V161H53ZM101 160H102V162L104 163V165H106V169H109L108 170V172H105L106 171V169H104V166H102V162H101ZM174 162H173V161ZM227 160V161H226ZM12 161H14V162H12ZM21 161L23 162V161H25V162H23L22 164H21ZM49 161V162H48ZM71 161V162H70ZM75 161V162H74ZM92 161H93V163H92ZM99 161V162H98ZM176 161V162H175ZM241 161V162H240ZM59 162V163H58ZM122 163L123 164V166H122V164L120 165V163ZM127 162H129V163H127ZM137 162V163H136ZM145 162V163H144ZM162 164H161V163ZM194 162V163H193ZM197 162L195 163V165H194V167L191 169V168H189L188 169V172H190L189 170H191V172L189 173V174H191V175H194V173L192 174V170H194V168L196 167V165H198L197 164ZM224 162V161H223ZM229 163L231 166L229 167V165L227 164V163ZM239 162V163H238ZM7 163V164H8ZM85 163V164H84ZM90 163V165L88 166V164ZM96 163H97V165H96ZM114 163H116V164H114ZM119 163V165H117ZM126 163H127V165H126ZM130 163H131V166H130ZM164 163V164H163ZM169 163V164H168ZM171 163V164H170ZM177 163H180V164H177ZM199 163V162H198ZM221 163V162H220ZM250 163V162H249ZM6 164V165H7ZM16 164V165H15ZM64 164V165H63ZM87 164V165H86ZM108 164V165H107ZM110 164V165H109ZM141 164V165H140ZM153 164V165H152ZM156 164V165H155ZM177 164V165H176ZM188 164V163H187ZM188 164V165H189ZM193 164V165H192ZM223 165H224V163H222ZM36 165V166H35ZM63 165V166H62ZM66 165V166H65ZM70 165H72V166H70ZM79 165V166H78ZM92 165V166H91ZM111 165H113V166H111ZM143 165V166H142ZM161 165V166H160ZM165 166V167H163V166ZM175 165V166H174ZM17 166V167H16ZM24 167V168H22V167ZM62 166V167H61ZM100 166H102L101 167V169H100ZM130 166V167H129ZM133 166V167H132ZM148 166V167H147ZM176 166H177V168H176ZM205 166V167H206ZM233 166V167H232ZM15 167V168H14ZM59 167V168H58ZM71 167V168H70ZM91 167V168H90ZM109 167V168H108ZM113 167V168H112ZM122 167V168H121ZM159 167V168H158ZM185 167L187 168V165H185ZM190 167V166H189ZM231 167H232V169H231ZM11 168V169H10ZM28 170H27V169ZM29 168H31V169H29ZM85 168V169H84ZM121 168V169H120ZM154 168H155V170H154ZM162 168V169H161ZM163 168H165V169H163ZM16 169V170H15ZM27 171H26V170ZM40 169V170H39ZM94 169V170H93ZM111 169V170H110ZM157 169V170H156ZM168 171H167V170ZM172 169V171H170ZM175 169V170H174ZM213 169V170H214ZM223 169V170H222ZM13 170V171H12ZM73 170V171H72ZM100 172H99V171ZM115 170H116V172H115ZM123 170V171H122ZM127 170V171H126ZM134 170V171H133ZM145 170V171H144ZM179 172H178V171ZM227 170V171H226ZM36 171V172H35ZM59 173H58V172ZM89 173H88V172ZM122 171V172H121ZM131 171V172H130ZM156 172V173H154V172ZM195 171V170H194ZM193 171V172H194ZM215 171V170H214ZM229 171V172H228ZM13 172V173H12ZM20 172V173H19ZM24 172V173H23ZM62 172V173H61ZM72 172V173H71ZM98 172V173H97ZM119 172V173H118ZM124 172V173H123ZM136 172V173H135ZM157 172H160V173H158L157 174ZM221 172V173H220ZM232 172V173H231ZM6 173V174H5ZM15 173V174H14ZM17 173V174H16ZM22 173L24 174V175H22ZM50 173V174H49ZM71 173V174H70ZM102 173V174H101ZM103 173H104V175H103ZM108 173L110 174V175H108ZM114 173V174H113ZM141 173H142V175H141ZM153 173V174H152ZM163 175H162V174ZM168 173V174H167ZM214 173V172H213ZM37 174V175H36ZM47 174V175H46ZM50 176H49V175ZM58 174V175H57ZM66 174V175H65ZM113 174V175H112ZM136 174V175H135ZM158 176H157V175ZM164 174H165V176H164ZM65 177H64V176ZM124 175V176H123ZM130 175V176H129ZM232 175V176H231ZM17 176V177H16ZM21 176V177H20ZM93 176V177H92ZM100 176V177H99ZM127 176V177H126ZM214 176H215V174H214ZM225 176H224V180L226 179L225 178ZM229 176V177H228ZM231 176V177H230ZM13 177H14V179H13ZM15 177H16V179H15ZM35 177V178H34ZM113 177V178H112ZM124 177V178H123ZM159 177V178H158ZM164 177V178H163ZM181 177H183V178H181ZM220 177H222V175H220L219 176V179H220ZM7 178V179H6ZM33 178H34V180H33ZM37 178V179H36ZM61 178V179H60ZM63 178V179H62ZM71 178V179H70ZM80 178V179H79ZM105 178H107V179H105ZM111 178H112V180H111ZM161 178V179H160ZM166 178H168V179H166ZM170 178V179H169ZM173 178V179H172ZM192 178V177H191ZM21 179V180H20ZM79 179V180H78ZM83 179V180H82ZM99 179V180H98ZM105 179V180H104ZM125 179V180H124ZM146 179V180H145ZM151 179V180H150ZM158 179V180H157ZM188 179V180H187ZM215 179V180H214ZM214 181H216L215 183H214V186H213V188L215 189L214 191H213V189L211 188V193H214V192H216L218 189H220L219 187V182H218V179H217V177L215 178L214 177ZM24 180V181H23ZM50 182H49V181ZM54 180V181H53ZM86 180H88V181H86ZM123 180V181H122ZM175 180V181H174ZM185 180V181H184ZM221 180V179H220ZM222 180H223V178H222ZM223 180V181H224ZM15 181H16V183H15ZM22 181H23V183H22ZM41 181V182H40ZM98 181H100V182H98ZM102 181V182H101ZM122 181V182H121ZM142 181V182H141ZM172 181H173V183H172ZM222 181V182H223ZM2 182H3V184H2ZM12 182V183H11ZM92 182V183H91ZM105 182V183H104ZM124 182V183H123ZM152 184H151V183ZM221 182V181H220ZM221 182V183H222ZM7 183H9V184H7ZM15 183V184H14ZM21 185H19V184ZM26 183V184H25ZM80 183V184H79ZM86 183V184H85ZM140 183V184H139ZM150 183V184H149ZM187 183V184H186ZM6 184V185H5ZM11 184V185H10ZM25 184V185H24ZM32 184V185H31ZM97 184V185H96ZM145 184H147V186L145 185ZM179 184V185H178ZM217 184V185H216ZM2 185H4L3 187L5 188L4 190H6V192L2 189L3 187H2ZM16 185L18 186V187H16ZM28 185L30 186V187H28ZM64 185V186H63ZM86 185V186H85ZM94 185V186H93ZM102 185V186H101ZM184 185V186H183ZM195 185V186H194ZM200 185V186H199ZM9 186V187H8ZM34 186V187H33ZM39 186V187H38ZM42 186V187H41ZM54 186V188H52ZM86 188H85V187ZM101 186V187H100ZM112 186V187H111ZM114 186V187H113ZM133 186V187H132ZM142 186V187H141ZM169 186V187H168ZM202 186H204V187H202ZM218 188H217V187ZM7 187H8V189H10L11 188V191H12V193H10V191L7 189ZM14 187H16V188H14ZM25 187L27 188L26 190H25ZM34 188L33 190H32V188ZM47 187V188H46ZM52 189H51V188ZM56 187V188H55ZM59 187H61V188H59ZM69 187V188H68ZM72 187V188H71ZM94 187H95V189H94ZM97 187H99V188H97ZM104 187V188H103ZM106 187V188H105ZM109 187L111 188V189H109ZM120 187V188H119ZM141 187V188H140ZM184 187V188H183ZM197 187V188H196ZM198 187H200L199 189H198ZM205 188L204 190L202 189V188ZM43 188V189H42ZM45 188V189H44ZM63 188V189H62ZM79 188V189H78ZM84 188V189H83ZM101 188V189H100ZM119 188V189H118ZM146 188V189H145ZM174 188V189H173ZM182 188V189H181ZM188 188V189H187ZM196 188V189H195ZM208 188V187H207ZM51 189V190H50ZM65 189V190H64ZM68 189V190H67ZM86 189V190H85ZM105 189V190H104ZM170 189H172V190H170ZM190 189V190H189ZM22 190V191H21ZM25 190V191H24ZM28 190H30L29 192H26V191H28ZM35 190V191H34ZM80 190V191H79ZM97 190V191H96ZM108 190H110V191H108ZM140 190V191H139ZM167 190V191H166ZM175 190V191H174ZM192 190V191H191ZM196 190V191H195ZM200 190V191H199ZM210 190V189H209ZM221 190V189H220ZM258 190V191H257ZM20 191V192H19ZM53 191V192H52ZM63 191V192H62ZM69 191V192H68ZM164 191V192H163ZM169 191V192H168ZM174 191V192H173ZM3 192H5V194H3ZM26 192V193H25ZM31 192V193H30ZM134 192V193H133ZM141 192V193H140ZM173 192V193H172ZM209 192V193H210ZM258 192V193H257ZM8 193H10V194H8ZM14 193V194H13ZM16 193V194H15ZM17 193H19V195L17 194ZM21 193V194H20ZM47 193V194H46ZM69 193V194H68ZM79 193V194H78ZM82 193V194H81ZM95 195H94V194ZM97 193V194H96ZM147 193H149V194H147ZM162 193V194H161ZM175 193V194H174ZM182 193H184V194H182ZM195 193V194H194ZM200 194V196L202 195V196H207L208 194ZM219 193V191L216 193V194H218ZM260 193V194H259ZM261 193H262V196H261ZM264 189H263V187L262 188H256L255 189V192H253L252 194L254 195H251V193H248V194H250L251 196H252V198H251V196H249V198L247 197L248 195H244L245 196V199H244V197L242 198L241 197V199H243L242 200V205H241V203H240V205H239V207L240 206H243V201H244V203L245 204H247L248 202L250 203V207H252L253 205H255V206H253V208L255 207L256 209H251L250 207H249V209H248V207L247 206H245V204H244V208H246V211H245V209L243 208L242 209V207L241 208H239V209H241V210H244L242 213H243V215L242 216H246V218H248V221H250V220H252V219H257L258 217V219H261V221H263L264 219V212L262 213L261 211H260V208H259V206L258 205H260V203H261V201H262V207H263V205H264ZM1 194H3V195H5V196H3V195H1ZM24 194L28 197V196H30V197H28V199L26 200V199H24L23 201H22V198L23 197H25L26 198V196H24ZM33 194V195H32ZM56 194V195H55ZM62 194V195H61ZM76 195V197H75V195ZM101 194V195H100ZM125 194V195H124ZM147 194V195H146ZM168 194V195H167ZM171 196H170V195ZM196 194H198V195H196ZM215 194V193H214ZM8 195H10L12 198H10V196H8ZM17 195H18V197H17ZM32 195V196H31ZM36 196V198H35V196ZM49 195V196H48ZM107 195V196H106ZM116 195V196H115ZM173 195V196H172ZM182 195H184V196H182ZM192 197H191V196ZM255 195H257V196H255ZM8 196V197H7ZM15 196V197H14ZM20 196H23V197H20ZM39 196V197H38ZM44 196V201H43V197ZM67 196V197H66ZM81 196H82V198H81ZM188 196V197H187ZM194 196V197H193ZM200 197L199 199H206L205 197ZM5 197H7V198H5ZM41 197V199H42V201L40 200L39 201V204H37L38 202L37 201H34V200H38V198H40ZM78 197V198H77ZM98 197V198H97ZM108 197V198H107ZM141 197H142V199H141ZM158 197V198H157ZM180 197V198H179ZM10 198V199H9ZM46 198V199H45ZM70 198V199H69ZM178 198V199H177ZM188 198V199H187ZM248 198V199H247ZM1 199V200H2ZM6 199H7V201H6ZM16 199V200H15ZM21 199V200H20ZM60 199V200H59ZM105 199V200H104ZM106 199H108V200H106ZM123 199V200H122ZM177 199V200H176ZM184 199V200H183ZM192 199V200H191ZM241 199H239L240 201H241ZM32 200V201H31ZM46 200H48V201H46ZM69 200V201H68ZM101 200V201H100ZM169 200V201H168ZM175 200H176V202H175ZM180 200V201H179ZM182 200V201H181ZM196 200V199H195ZM250 200H252V202L250 201ZM13 203H12V202ZM26 201V202H25ZM50 201V202H49ZM51 201H52V204H51ZM68 201V202H67ZM92 201H94V202H92ZM127 203H126V202ZM149 201V202H148ZM174 201V202H173ZM188 201V202H187ZM260 201V202H259ZM0 202H2V201H0ZM25 202V203H24ZM29 202V203H28ZM46 202H49L50 204L48 205V206H46ZM82 202V203H81ZM87 202V203H86ZM113 202V203H112ZM134 204H133V203ZM173 202V203H172ZM179 202H180V204H179ZM259 202V203H258ZM12 203V205L13 206H16V208H17V210L15 209V207L13 208V207H11V204ZM15 203V204H14ZM19 203V204H18ZM27 203H28V205H27ZM30 203H32V205L30 204ZM34 203V204H33ZM66 203V204H65ZM79 203H80V205H79ZM135 203H136V205H135ZM182 203V204H181ZM188 203V204H187ZM194 203V202H193ZM249 203L247 204V205H249ZM255 203V204H254ZM257 203V204H256ZM6 204V205H5ZM42 204V205H41ZM78 204V205H77ZM123 204V205H122ZM253 204V205H252ZM50 205H52V207L50 206ZM98 205H100L98 208H97V206ZM123 207H122V206ZM145 205V206H144ZM147 205V206H146ZM163 205V206H162ZM188 205V206H189ZM30 206V207H29ZM35 206H37L38 207V209L40 210H38L36 207L34 208ZM40 206H42L43 208H41ZM51 208H50V207ZM69 206V207H68ZM82 206V207H81ZM96 206V207H95ZM187 206V207H188ZM2 207V208H1ZM6 207L8 208V209H6ZM81 207V208H80ZM84 207V208H83ZM106 207V208H105ZM108 207V208H107ZM180 207V208H179ZM262 207H261V210H264V209H262ZM31 208H33V209H35V210H37L36 212H35V210H33L32 209V213H29L30 212V209ZM53 208H55L56 209V211L58 210L59 211V214H57L58 212H56L55 211V209L53 210ZM58 208V209H57ZM92 208V209H91ZM112 208H114V209H112ZM119 208V209H118ZM175 208H177L176 209V211H175ZM257 208H259V209H257ZM3 209V210H2ZM10 209V210H9ZM13 209V211L11 212V210ZM27 209H28V211H27ZM44 209V210H43ZM48 209V210H47ZM85 211H84V210ZM98 209V210H97ZM112 211H111V210ZM131 209V210H130ZM155 209V210H154ZM162 209V210H161ZM251 209V210H250ZM2 210V211H1ZM7 210V211H6ZM17 212H16V211ZM21 210V212H19ZM46 210H47V212H46ZM51 210H53V211H51ZM107 210H108V212H107ZM174 210V211H173ZM241 210H240V213H241ZM24 211V212H23ZM25 211H27L26 212V214H24L25 213ZM44 211H45V213H44ZM50 211V212H49ZM109 211H111V212H109ZM147 211V212H146ZM169 213H167V212ZM171 211V212H170ZM2 212H5V214L4 213H2ZM7 212V213H6ZM41 212H43V213H41ZM54 212V213H53ZM61 212V213H60ZM173 212H175V213H173ZM180 212V211H179ZM237 212V210L235 211V213ZM245 212H247V213H245ZM248 212H249V216L248 215H246V214H248ZM250 212H251V215H253V216H251L250 215ZM33 213H35V215L33 214ZM47 213H50V214H47ZM149 213V214H148ZM166 213V214H165ZM238 213V212H237ZM241 213V214H242ZM245 213V214H244ZM254 213H257L256 214V217L257 218H255V214ZM20 214H22L21 216H23V214L24 215H28L27 216V218H25V217H21V216H19ZM45 214V215H44ZM139 214V215H138ZM170 214H172V215H170ZM240 214V215H241ZM113 215V216H112ZM118 215V216H117ZM146 215V216H145ZM161 215H163V219H162V217H161ZM166 215V216H165ZM170 215V216H169ZM3 216V217H2ZM5 216H7V217H5ZM8 216H10V218L8 217ZM49 216H50V218H51V220H50V218H49ZM64 216H66V217H64ZM108 216H110V218L108 217ZM136 216V217H135ZM159 216V217H158ZM165 216V217H164ZM175 216V215H174ZM52 217H54V218H52ZM58 217V218H57ZM157 217V218H156ZM250 217H253V218H250ZM7 218H8V220H7ZM23 218V219H22ZM25 218V219H24ZM48 218V219H47ZM60 218V219H59ZM119 218V219H118ZM125 218V219H124ZM134 218V219H133ZM153 218H155V219H157V220H155V219H153ZM5 219H6V221H8V222H6L5 221ZM29 219V218H28ZM69 219H70V222H72L73 224H74V228H75V233L73 234V233H68V234H66L67 232H69V230L67 231V230H65L66 229V227L69 225ZM116 219V220H115ZM129 219V220H128ZM134 221H133V220ZM158 219H160V221L158 220ZM263 219V220H262ZM25 220H27V222H24ZM42 220V221H41ZM46 220H48V221H46ZM53 220V221H52ZM56 220H58V221H56ZM64 220V221H63ZM67 220H68V222H67ZM162 220H164V221H162ZM167 220V219H166ZM29 221V222H28ZM46 221V222H45ZM50 221V222H49ZM61 221V222H60ZM113 223H112V222ZM130 221V222H129ZM247 221V220H246ZM11 222H10V226H11ZM53 222V223H52ZM54 222H56L55 224H54ZM58 222V223H57ZM66 222V223H65ZM118 222V223H117ZM126 222H128V223H126ZM134 222H136L135 224H134ZM142 222V224H140ZM254 222H258V221H254ZM254 222H252L251 221V223H254ZM25 223H28V224H25ZM64 224V226H62L61 224ZM117 223V224H116ZM162 225H161V224ZM250 223V222H249ZM259 223V222H258ZM30 224V225H29ZM41 224H42V226L43 227H41ZM54 224V225H53ZM59 224V225H58ZM67 224V225H66ZM147 224V225H146ZM150 225V227H149V225ZM152 224V225H151ZM248 224V223H247ZM256 225H257V223H255ZM255 224H253L254 226H255ZM260 224H263L264 225V222H262V223H260ZM260 224H258V225H260ZM12 225V226H13ZM34 225V224H33ZM49 225V226H48ZM53 227H52V226ZM116 225L118 226V227H116ZM132 225V226H131ZM136 225V226H135ZM248 225H250V224H248ZM257 225V226H258ZM9 226V227H10ZM37 226V227H38ZM57 226V227H56ZM113 226V227H112ZM142 226V227H141ZM251 226V225H250ZM254 226H253V228H254ZM256 226V227H257ZM8 227V228H9ZM23 227V228H24ZM28 227H26V228H24L23 230H28L27 228ZM32 227V226H31ZM37 227H36V229H37ZM45 227V228H44ZM47 227H48V229H47ZM61 227V228H60ZM65 227V229H63ZM115 227V228H114ZM152 227L154 228V230L152 229ZM155 227H157L156 229H155ZM2 228H3V230H2ZM7 228V229H8ZM42 228V229H41ZM50 228H53V230L52 229H50ZM58 228V229H57ZM111 228H114L113 230L111 229ZM117 228V229H116ZM121 228V229H120ZM151 228V229H150ZM162 229L160 232H159V230L158 229ZM258 228V227H257ZM13 229H16V228H13ZM20 229H21V231H18L17 233H15L14 231V233L15 234H17L18 235V233H20V232H22L23 233V231H22V226L20 227ZM20 229H16V230H20ZM34 231H35V229L34 228H32ZM55 229H57V230H64V231H66V233H63V232H61L60 230V232L59 231H57V230H55ZM133 229V230H132ZM256 229V228H255ZM33 230H31V232L33 231ZM52 230V231H51ZM127 230V231H126ZM252 230V229H251ZM250 230V231H251ZM260 230V229H259ZM10 231H12V230H10ZM30 231V230H29ZM54 231V232H53ZM132 231V232H131ZM156 231H158V232H156ZM256 231H257V229H256ZM27 232V231H26ZM45 233L46 232V234H43V235H41L42 233ZM51 232H53V233H51ZM61 233V235H59L58 236V233ZM115 234V235H113V233ZM122 232V233H121ZM139 232V233H138ZM150 232H151V234H150ZM254 232V229L251 231V233H253ZM258 232V231H257ZM13 233V234H14ZM48 233L49 234H51V235H48ZM154 233H157L156 235H154ZM10 234V233H9ZM26 234V233H25ZM33 234V233H32ZM32 234H31V236H32ZM54 234H56L57 236H54ZM62 234H64L63 236H62ZM66 234V235H65ZM76 234V235H75ZM147 234V235H146ZM152 234L154 235L153 237H152ZM260 234V233H259ZM2 235V236H1ZM5 235V236H4ZM11 235V234H10ZM19 235H21V234H19ZM18 235V236H19ZM23 235V234H22ZM27 235H23L24 236V238H25V236H27ZM35 235V234H34ZM46 235V236H45ZM72 235L74 236H77V237H72ZM255 235V234H254ZM257 235H258V233H257ZM12 236H14V235H12ZM11 236V238H13ZM51 236H53L54 237V239H50V238H52ZM65 236V237H64ZM71 236V237H70ZM119 236H124L122 239H121V241L120 242H123L124 241V243H127L128 244V242H127V240H129V242H131V243H129V244H135L136 243V245L138 244L137 242H136V239H137V241L138 240H140V242H141V244L142 243H144V244H140L142 247H140L139 246V244H138V246L140 247V249H142V253L140 252V250H139V248H138V251L139 252H137V251H135V252H137V254L135 253V252H133V251H130L128 248H127V250H125V249H123V247L122 246H120V243L119 242H117V243H115V241H118V239H120V238H115V237H119ZM134 236V237H133ZM146 236V237H145ZM15 237V236H14ZM35 237V236H34ZM33 237V238H34ZM45 237V238H44ZM66 237H69V242H70V245H76L77 244V242H78V246H79V251L76 253L75 252V250L73 251V249L71 248V246H70V248L72 249H68V247H66V246H63L64 244H63V238H66ZM133 237V238H132ZM149 237H152L151 239L149 238ZM253 237H255V236H253ZM10 238V237H9ZM23 238V237H22ZM21 238V239H22ZM32 238V237H31ZM53 240V242H54V244H53V242H49L50 240ZM114 238H115V241H113L114 240ZM146 238H147V241H146ZM148 238L150 239V240H148ZM7 239V238H6ZM14 239V238H13ZM68 239V238H67ZM66 239V240H67ZM76 241V243L74 242V240ZM112 239V240H111ZM117 239V240H116ZM126 239V240H125ZM134 239V240H133ZM141 239L143 240V239H145V241H141ZM15 240H16V238H15ZM20 240V239H19ZM19 240H16V241H19ZM62 240V241H61ZM66 240H65V242H66ZM71 240V241H70ZM112 241V243H108L109 241ZM133 240V241H132ZM156 240H158V241H156ZM161 241V243H160V241ZM11 241H13L12 239H11ZM22 241H23V239H22ZM21 241V242H22ZM57 241H58V243H57ZM59 241H61L60 243H59ZM72 241L74 242V243H72ZM110 241V242H111ZM126 241V242H125ZM8 242H9V240H8ZM15 242V241H14ZM25 242V241H24ZM27 242V241H26ZM64 242V243H65ZM135 242V243H134ZM139 242V241H138ZM4 243V244H3ZM16 243H18V242H16ZM28 243V244H29ZM39 243V242H38ZM72 243V244H71ZM10 244H12V243H10ZM27 244V243H26ZM28 244L26 245V247L28 246ZM35 244V243H34ZM33 244V245H34ZM60 244V245H59ZM110 245V251L111 252H109V251H107V250H109L108 248H106L104 245H107V246H109ZM115 244V245H114ZM118 244V245H117ZM16 245V244H15ZM19 244H17L16 246H18ZM21 245V244H20ZM24 246V245H23ZM62 247V248H60V247ZM68 246H69V244H68ZM116 246V247H115ZM15 247V246H14ZM19 247V246H18ZM42 247V248H41ZM6 248V249H5ZM43 248H46L45 250H43ZM65 248H67L68 249V251H66L67 249H65ZM77 248V245H76V247H75V249ZM101 248H106L105 250L108 252V253H106V251H104L103 249H101ZM115 248V251H113V249ZM3 249V250H2ZM14 249V248H13ZM15 249H16V247H15ZM18 249V248H17ZM40 249V250H39ZM58 249V250H57ZM65 249V250H64ZM121 251H120V250ZM4 250H6V251H4ZM9 252H8V251ZM26 250H28V252L26 251ZM32 250H37L39 253H35L34 251H32ZM47 250H49L50 252H48ZM76 250H78V249H76ZM129 250V251H128ZM16 251V250H15ZM26 251V253H24ZM31 251H32V253H31ZM36 251V252H37ZM47 253V254H49V256L50 257H52L53 256V258H50V257H48V255L47 254H45V252ZM65 251V252H64ZM72 251V252H71ZM104 251V253H106V254H103L102 252ZM13 254V253H16V255L15 254H13V255H10L11 253ZM23 252V253H22ZM34 252V253H33ZM59 252V253H58ZM74 252V254H72ZM125 254H124V253ZM162 252V251H161ZM10 253V254H9ZM29 253V254H28ZM44 254L45 256H47V258L48 259H53L51 262L44 256V255H42V254ZM53 253V254H52ZM76 253V254H75ZM160 253V252H159ZM4 254H6V255H4ZM21 256H20V255ZM32 254V255H31ZM33 254H35V255H33ZM40 254V255H39ZM60 254V255H59ZM65 254V255H64ZM71 254V255H70ZM127 254V255H126ZM131 254V255H130ZM136 256H134V255ZM142 254V256H140ZM7 255H10L11 257H12V259H11V257H10V259L8 260L7 258L9 257V256H7ZM17 255H19V256H17ZM24 255V257H22ZM29 255H31V257H28ZM54 255H55V257H54ZM105 255V256H104ZM107 255H109V256H107ZM126 256L125 258H129V260L128 261H126V263H125V259L123 258L124 256ZM17 256V257H16ZM35 256V257H34ZM63 256H65L64 258H63ZM74 256V257H73ZM80 256V255H79ZM111 256V257H110ZM119 256H121V258L119 257ZM128 256V257H127ZM134 256V257H133ZM150 256V257H149ZM156 256V257H155ZM162 256V257H161ZM4 257V258H3ZM39 257V258H38ZM43 257H45L44 259H42L41 260V258H43ZM60 257V258H59ZM83 257V256H82ZM101 257H103V258H101ZM108 257V258H107ZM130 257H131V259H130ZM138 257H140V258H138ZM144 257H146V258H144ZM156 258V262H155V260H152L153 262H151L150 260H151V258L153 259V258ZM158 257V258H157ZM160 257H161V260H160ZM264 257V256H263ZM24 258V259H23ZM38 258V259H37ZM68 258V260H65V259H67ZM71 258V259H70ZM73 258L74 259H76V260H73ZM80 258V257H79ZM101 258V259H100ZM114 258H115V263H114ZM118 258V259H117ZM138 258V259H137ZM148 258V259H147ZM3 259V260H2ZM30 259V260H29ZM81 259H83L82 260V262L83 261H87V259H85V258H81ZM104 259V260H103ZM106 259V260H105ZM112 259H113V262H112ZM137 259V260H136ZM144 259H147V261L146 260H144ZM6 260H8L7 262H6ZM15 260V261H14ZM28 260V263L26 262ZM33 262H32V261ZM38 260V261H37ZM56 260V261H55ZM72 260V261H71ZM94 260H95V262H94ZM97 260H99L98 262H96ZM110 260V261H109ZM148 260H149V262H148ZM30 261V262H29ZM49 262V263H46V262ZM63 261V262H62ZM67 261V262H66ZM105 261V262H104ZM130 261V262H129ZM16 262V263H17ZM104 262V263H103ZM120 262L119 261H117V263H119L120 264ZM133 262V263H132ZM155 262V263H154ZM165 262V263H164ZM10 263V264H11ZM15 263V264H16ZM88 262H83L82 264H87ZM136 263V264H137ZM13 264V263H12ZM80 264V263H79ZM88 264H90V263H88Z\"/></svg>",
  "mask_w": 264,
  "mask_h": 264
},
{
  "label": "crops",
  "instance_id": "crops-1",
  "mask_svg": "<svg viewBox=\"0 0 264 264\" xmlns=\"http://www.w3.org/2000/svg\"><path fill=\"white\" fill-rule=\"evenodd\" d=\"M256 99L258 101L260 110L264 112V95L256 96ZM242 108H243L242 105L240 108L238 106L235 107V109L238 111L237 113L242 114L244 116V118H243L244 123L249 124L258 118L259 113L257 111V108H250L247 111H242Z\"/></svg>",
  "mask_w": 264,
  "mask_h": 264
}]
</instances>
